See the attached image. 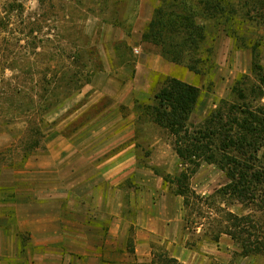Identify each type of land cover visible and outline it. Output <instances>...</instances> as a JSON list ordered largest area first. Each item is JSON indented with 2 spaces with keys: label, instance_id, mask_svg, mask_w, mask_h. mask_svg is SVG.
Instances as JSON below:
<instances>
[{
  "label": "rangeland",
  "instance_id": "rangeland-1",
  "mask_svg": "<svg viewBox=\"0 0 264 264\" xmlns=\"http://www.w3.org/2000/svg\"><path fill=\"white\" fill-rule=\"evenodd\" d=\"M157 6L154 0H0V225L6 227L0 229V264H27L29 253L32 261L42 253L46 213L60 206L62 220L76 224L73 213L90 211L71 195L73 189L50 196L41 184L78 176L73 167L86 161L95 145L93 119L113 114L115 107L117 113H126L125 104L117 103L121 84L130 88L153 81L161 87L164 78L147 71L168 67L166 77L194 75L204 91L203 106L215 97L234 101L237 88L253 108L264 109V86L252 73L255 62L264 70V28L258 18L221 27L214 68L208 77H197L185 66L168 62L160 47L143 41ZM234 29L238 44L248 46L238 48ZM69 70L75 79L70 86L65 80ZM96 140L105 145L111 141ZM80 146L85 154L77 155ZM61 163L72 169L63 173ZM220 201L218 197L193 207L210 228L214 221L227 219ZM97 206L91 215L101 217L100 202ZM223 225L230 226L226 220ZM17 227L22 234L16 239ZM16 241L23 244L17 248Z\"/></svg>",
  "mask_w": 264,
  "mask_h": 264
},
{
  "label": "crops",
  "instance_id": "crops-1",
  "mask_svg": "<svg viewBox=\"0 0 264 264\" xmlns=\"http://www.w3.org/2000/svg\"><path fill=\"white\" fill-rule=\"evenodd\" d=\"M149 70V74L166 77L168 67ZM181 80L197 85L191 73ZM120 87V98L116 100L120 107L125 104L126 113H117L115 107L113 114L103 113L93 119L90 124H96L90 134L95 145L89 149L91 156L73 167L78 176L72 181L61 177L41 184L42 192L50 196L73 189L71 195L81 205L89 206L90 211L85 215L73 213L76 224L62 220L65 214L60 206L57 212L46 213L44 217L49 221L42 229L44 236L39 244L42 253L34 261L29 253L27 264H164L166 259L177 264H264L255 257L240 256L239 245L220 232L224 222L216 220L210 228L205 223L207 218L193 210L199 206V199H218V191L230 182L223 170L201 162L187 182L190 196L176 193V185L167 180H174L182 172L189 173L190 165L178 156L167 130L139 121L136 106L147 102L160 87L153 81L145 86ZM203 94L201 90L191 116L193 124L203 123L226 100L215 97L203 106ZM199 106H203L202 112H198ZM101 137L111 141L105 145L96 140ZM81 147L75 151L77 155L85 154L86 148ZM49 153L54 154L52 150ZM61 164L63 173L72 169ZM99 202L101 217L91 215ZM224 203L219 204L224 207ZM227 211L240 215L241 205L233 204ZM0 229L5 231L6 227ZM14 233L16 239L22 234L19 227ZM18 244L23 242L16 241L17 248Z\"/></svg>",
  "mask_w": 264,
  "mask_h": 264
},
{
  "label": "trees",
  "instance_id": "trees-1",
  "mask_svg": "<svg viewBox=\"0 0 264 264\" xmlns=\"http://www.w3.org/2000/svg\"><path fill=\"white\" fill-rule=\"evenodd\" d=\"M154 1L158 6L143 41L160 47L168 62L185 66L197 77H208L214 68V47L221 27L258 18L264 28V0ZM231 35L239 49L248 46L238 44L241 40L237 30ZM263 72L255 62L252 73L262 87ZM73 77L72 71H66L68 85L74 82ZM163 78L160 89L136 106L139 121L167 130L178 156L190 165L189 173L167 180L176 185V193L186 196L190 194V173L201 162L217 165L230 181L217 193L225 202L222 210L227 219L223 217V222L230 224L220 232L239 245L240 256L264 258V109L253 108L245 92L233 88L234 101L222 100L203 123L193 124L191 116L199 102V86L175 77ZM214 199L216 196L209 198ZM233 204L241 205L240 215L227 211ZM164 264L177 262L166 259Z\"/></svg>",
  "mask_w": 264,
  "mask_h": 264
}]
</instances>
